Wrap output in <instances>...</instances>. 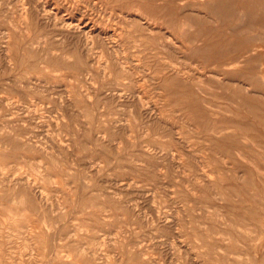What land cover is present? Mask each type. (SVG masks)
<instances>
[{"label": "rangeland", "instance_id": "rangeland-1", "mask_svg": "<svg viewBox=\"0 0 264 264\" xmlns=\"http://www.w3.org/2000/svg\"><path fill=\"white\" fill-rule=\"evenodd\" d=\"M0 264H264V0H0Z\"/></svg>", "mask_w": 264, "mask_h": 264}, {"label": "bare ground", "instance_id": "bare-ground-1", "mask_svg": "<svg viewBox=\"0 0 264 264\" xmlns=\"http://www.w3.org/2000/svg\"><path fill=\"white\" fill-rule=\"evenodd\" d=\"M51 2H52V1H51ZM44 11H45V10H44ZM45 14H46V13H45ZM56 16H57V15H56ZM51 18H52V17H51ZM49 19H50V18H49ZM62 22H63V21H62ZM64 22H65V21H64ZM64 22H63V23H64ZM67 22H68V21H67ZM70 23H71V22H70ZM60 24H61V23H60ZM64 24H65V23H64ZM61 25H62V24H61ZM68 25H71V24L68 23ZM74 25H75V24H74ZM84 26H85V25H84ZM62 27H63V25H62ZM62 27H61V28H62ZM73 27H75V26H73ZM67 30H68V29H67ZM71 30H73V29L71 28ZM89 37H90V36H89ZM90 39H91V38H90ZM87 40H88V39H87ZM92 40H93V39H92ZM89 41H90V40H89ZM87 43H89V42H87ZM86 45H87V44H86ZM83 47L85 48V46H83ZM87 49H88V48H87ZM86 51H87V50H86ZM88 53H89V52H88ZM88 55H89V54H88ZM132 63H133V62H132ZM212 131H213V130H212ZM219 133H220V132H219ZM224 138H225V137H224ZM39 145H40V144H39ZM232 150H233V149H232ZM240 150H241V149H240ZM235 151H236V149H235ZM228 152H229V151H228ZM233 152H234V151H233ZM233 152H232V153H233ZM241 157H242V156H241ZM241 157H240V158H241ZM237 158H239V157H237ZM242 158H243V157H242ZM243 160H244V159H243ZM245 160H246V159H245ZM244 162H245V161H244ZM258 171H259V170H258ZM260 172H261V171H260ZM14 182H16V181H14ZM23 184H24V182H23ZM42 198H43V197H42ZM246 234H247V233H246Z\"/></svg>", "mask_w": 264, "mask_h": 264}]
</instances>
